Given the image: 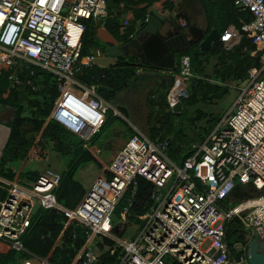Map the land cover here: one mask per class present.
Returning <instances> with one entry per match:
<instances>
[{"label":"built area","instance_id":"built-area-1","mask_svg":"<svg viewBox=\"0 0 264 264\" xmlns=\"http://www.w3.org/2000/svg\"><path fill=\"white\" fill-rule=\"evenodd\" d=\"M233 3L249 11L252 18L240 27L229 25L220 40L232 49L242 37L250 38L261 52L263 65L248 70L249 87L196 153L178 165L169 155V138L154 140L135 128L108 163L110 177L99 176L76 208L58 201L55 191L62 174L53 166L39 172L30 186L8 180L4 186L6 196L0 199L1 240L17 250H26L22 237L42 207L62 211L70 218L69 223L85 231L83 245L68 264H98L103 255L118 250L115 264H248L245 256H231L227 226L238 216L246 230L255 233L257 229L264 240V0ZM108 15L107 0H0V70H8L13 88L34 87L31 77H23L26 70L30 76L35 74L31 65L49 70L59 93L54 99L53 118L80 134L85 147L97 154L101 150L88 140L105 124L110 103L98 94L104 75L96 73L90 80L82 77L86 69L98 68L96 59L103 54L100 48L83 54V37L89 20L98 17L105 23ZM147 66L135 64L137 74ZM179 67V72L176 68L168 70L175 81L168 101L177 97L172 91L178 81L183 88L178 96H188L190 57L182 56ZM60 112L87 125L89 134L70 126ZM47 154L44 152L43 157ZM139 177L155 186L149 207L140 214L132 211ZM168 183L169 189L162 197L158 189ZM236 183L248 184L256 194L245 199L244 207L227 209L221 203ZM124 198L114 230L115 212ZM136 221L145 224L138 237L133 240L122 235V227ZM206 239L210 244L203 249ZM39 259L41 264H53Z\"/></svg>","mask_w":264,"mask_h":264},{"label":"trees","instance_id":"trees-1","mask_svg":"<svg viewBox=\"0 0 264 264\" xmlns=\"http://www.w3.org/2000/svg\"><path fill=\"white\" fill-rule=\"evenodd\" d=\"M179 1L180 0H152L150 8L156 9L158 12L162 13L171 11L175 16L178 9L182 7V2ZM225 4V8H227L223 9V13L220 15L221 17L219 19L222 20L223 23V27H219L222 32L231 24L240 27L243 22L249 21L252 18V14L249 11L238 9L234 5L233 0L226 1ZM145 14L147 13L144 12L142 14V16H144L143 21L147 18ZM166 15L169 16V14ZM109 20L108 15L105 24H107L109 30L119 37L120 35L118 33L123 31L124 35L120 37V39L124 43H129V41L125 40V35H127L129 31V29H127L128 27L125 28L119 24H111ZM125 29L126 31L124 33ZM93 45H95L94 31L87 23V29L83 37L82 53H90L89 49ZM193 48L192 51L191 48H188L178 54L179 65H177L175 72H179L180 61L184 55H191V67L194 72L198 71L204 74L207 68L212 66L214 74L219 77V80L222 82L221 84L228 83L232 80L247 81L250 78L248 70L253 67H262L263 65L261 52L257 50L252 40L246 36L242 37L240 43L233 46L232 49H227L221 40L213 43L212 47L208 50H202L198 45H194ZM212 59H215L214 63H212ZM136 62H139L138 58L133 57L128 61L120 58L116 68L86 69L82 77L87 80L96 73L100 76L104 75L100 79L98 94L105 100H110L120 90L128 86L131 81H137V77L140 75L136 72ZM147 67L158 69V67L155 66L148 65ZM30 68L35 70V74L30 76L29 71L26 70L23 73V77H25V80L31 77L34 83H39L40 89L38 91H33L31 87L27 85L18 88L11 87L8 79V70L6 68L0 70V108L3 107L2 105H9L16 109L14 118L10 122L11 133L4 149L3 158L0 162V169H3L6 161H10L9 163L13 164H11L7 170L2 171L3 176L14 181L21 180L23 177L36 180L39 174L38 171H32L31 169L27 170L25 167L20 168L19 164L26 159L34 161L42 158L44 152L48 148L59 154L61 153V156L65 159L60 170L62 180L55 192L58 201L63 206L76 208L82 203L88 192L83 184L76 178L79 168L88 162H94L107 177H110L109 165L105 163L97 153L87 149L85 147L86 142L81 137L79 138L73 135L59 121L53 118L54 99L59 94L55 80L51 78V74H47L44 69L42 70L36 65H31ZM169 83L171 86L173 84V79L172 81L170 80ZM194 87L196 95L201 94L204 97V101L210 102L212 96L214 98H216V96L221 97L229 92L227 85L213 84L204 79L197 80L194 83ZM42 89L45 93H43L42 100L35 102L36 105H38V109L34 112V115H23L25 108V99L23 97L32 95L33 92L39 93ZM211 92L214 94L209 95ZM193 97L194 96L188 95L185 98L189 101H194V99H192ZM164 103L165 113H163L165 120L162 127L159 129L153 127L149 132V136L154 140L160 139L157 138L159 135H162L161 140L171 135V107L166 97ZM206 116L207 114L199 113L196 118L203 119ZM212 119L214 124H212L210 128L214 125L215 128L221 117L217 116ZM109 122L106 121L102 129L105 128ZM210 128H208V130ZM129 129L131 132H135L131 127H129ZM179 136L182 137V134L177 133L175 135L176 138L173 140L170 138L169 155L178 165H182L184 161L188 157L194 155L198 149L190 147L188 150L182 151V149L176 147L175 141L178 139L181 140ZM154 187L151 181L143 177L138 178L137 191L132 207L134 213L140 214L147 210L151 203L150 195ZM5 196L6 191L0 188V198H5ZM227 199L231 200V196L225 200ZM225 200H223L221 204L227 207L224 203ZM130 218L135 220L133 216H130ZM70 221V218L62 211L57 209H44L42 207L39 208L32 219L29 230L22 237V243L26 250H17L10 243L0 239V264H41L40 257L53 264H68L72 260L76 250L80 248L85 241V231L81 227H76L74 224L69 223ZM244 229V225L238 216H234L227 226L228 248L231 256L235 259H240L242 256H245L246 253L245 250L236 248L238 243L245 244L246 248L247 243L244 238ZM118 253L119 250L106 253L98 264H115ZM60 256L62 257V262L57 260Z\"/></svg>","mask_w":264,"mask_h":264},{"label":"rangeland","instance_id":"rangeland-1","mask_svg":"<svg viewBox=\"0 0 264 264\" xmlns=\"http://www.w3.org/2000/svg\"><path fill=\"white\" fill-rule=\"evenodd\" d=\"M217 25L220 28H222L223 27L222 20H219ZM190 48L191 51L194 49L193 46H191ZM189 57H190V61H192L191 55ZM214 62L215 59H212V63ZM191 70H192V74L189 76V81L187 82L186 90L188 95L194 96L192 98L194 99V101L190 100L191 101L190 102L185 97H182V99L184 100L183 112L176 114L171 109V135L169 136L171 137V140H173L176 138L175 135L177 133L182 134V137L179 136L181 140L178 139L175 141L176 147L182 149V151L184 150L186 151L190 147H195L198 149L206 141L208 135L215 126L214 125L212 128H210V126L214 124L212 118H215L217 116H220L222 118L233 107L239 95L246 88H248L251 83V81L248 79L247 81L232 80L228 83L221 84L222 82L219 80V77L216 74H214V70L212 66H209L204 74L203 73L201 74L198 71L194 72L192 67ZM44 71L47 74L52 75V73L49 70H44ZM179 71H180V67H179ZM139 75L140 77L137 79V81H131L129 83V88L126 90L127 92L125 94L126 95L130 94L129 97L127 96L126 108L120 109V103L118 102V99H116L115 97H113L110 100H107L110 103V108L107 112L106 121L108 122L110 121V122L105 128H103L101 131L90 137V139L88 140L90 143H93L96 146L105 149V143L108 140H111L115 137L114 131L117 128L122 132L128 134L127 133L128 127L130 126L134 127L135 125H138L141 126L149 134V132L153 127L157 129L162 127V124L165 120L164 99L165 97L167 99V95L174 87L175 84L174 77H172L173 84L170 86L169 78L168 80H163L160 83H158V80L162 79L163 76H167V74H160L158 72L145 69ZM51 78L54 80L53 75L51 76ZM200 79L208 80L213 84H219L224 86L227 85L229 92L221 97L216 96V98H214L212 96L211 102L204 101L203 95L201 94L196 95V93L194 92L195 89L194 83ZM161 84H166V86L162 88L163 86ZM132 86L135 87L130 89ZM31 89L33 91H38L40 89V84L35 83L34 87H31ZM43 93L45 92H43L42 89V91L39 93L33 92L32 95L23 97L25 99L24 100L25 108L23 115L26 116L34 115V112L38 109V105H36L35 102H38L39 100L43 99ZM211 94L214 93L213 92L209 93V95ZM118 108L123 113L121 111L120 113H117ZM15 111L16 109L10 106L9 117L8 115L6 117L10 122L14 118ZM199 113L207 114V116L203 119H198L196 118V116ZM60 123L73 135L82 138L80 134L72 130L65 123L62 122ZM135 128L138 129L136 126ZM208 128L210 129L208 130ZM161 136L162 135H159L157 138L161 139ZM50 160H52L53 166L57 165L58 168H61L63 166L65 159L63 158V156H61V153L60 155L54 153L50 156ZM202 172L203 174L206 172L205 167H203ZM101 173L102 170L97 166L96 163L88 162L84 164L83 167L79 170L78 179H80L87 187L90 188L91 184L99 176L98 174ZM169 186L170 184L168 183L163 187H159L158 194L164 197L169 189ZM255 202L256 201H254L253 203ZM224 203L226 204L227 207L232 208L238 202L227 199L224 201ZM124 204H125V198L121 201V204L118 206L115 212L116 216L114 217L112 222V228L114 230H116L119 224V214ZM38 205H39V201H38ZM136 222L137 223H135L134 225L127 224L126 226H123L121 229V231L123 232L122 235L126 237L130 236L133 240H135L145 225L144 222L142 221H136ZM136 224H137V228H136ZM209 244H210L209 239L204 240L202 248L205 249ZM57 260L62 262V257L61 256L58 257Z\"/></svg>","mask_w":264,"mask_h":264},{"label":"crops","instance_id":"crops-1","mask_svg":"<svg viewBox=\"0 0 264 264\" xmlns=\"http://www.w3.org/2000/svg\"><path fill=\"white\" fill-rule=\"evenodd\" d=\"M180 1L182 2V7L181 9H178L177 14H175L174 16L171 11L167 13H162V12H158L156 9H151L150 6H151L152 0H107V4L109 8V19H110L109 21L111 24L114 23V24H119L121 26H124L125 28L128 27L127 29H129V31L127 35H125V40L129 42L138 35L140 22L143 21L144 19V16H142L144 12L147 13L145 14V16H148L151 11H155L159 16L164 17V18L165 17L167 18L168 16L166 14H169L170 16H172V18L177 19L179 24H182V25L183 24L189 25V23H194V25L196 26H204L206 23H209L210 28L212 27L219 28V26L217 25L218 24L217 21L220 19L221 17L220 15L223 13V9L227 8V7L225 8L226 1H230V0H180ZM105 23H103L102 19L98 17H94L88 21V26L90 25V28H93L94 37H95V45H93L89 49V51L92 52L94 51V49L100 48L103 54L96 59L97 67L100 69H113L118 66V62L120 58H123L125 61L131 60L133 57H135V55H137L139 50L136 47H130L128 46V43L126 42L124 43L121 41L120 37L124 35L123 31H121V33L120 32L118 33L120 35L119 37L118 35L113 34L107 27V24ZM125 31L126 29L124 30V33ZM132 34L134 35L133 37H131ZM191 46H189V48ZM138 63H141V62L140 61L136 62V64ZM150 69L152 70V68H148V67L146 68V70H150ZM168 70L170 69L160 68V67H158V69L152 70L160 74H167V76H163L162 79L158 80V83H160L163 80H168V78L172 81L173 75L172 73L168 72ZM90 79H87V80H90ZM161 85L163 86L162 88L166 86V84H161ZM134 87L135 86H132L130 89ZM128 88H129V85L123 88L122 90H120L114 96L116 99H118V102L120 103V109L126 108L127 96L129 97L130 95V94L128 95L125 94ZM2 106L3 107L0 108V162H1V159L3 158L4 149L8 143L10 133H11L10 121L7 118H5L9 113L8 110L10 109V106L9 105H2ZM120 109L119 111H121ZM60 113H61L60 117L64 119L70 126L78 128L81 131H84L86 134H89L90 129L87 125H85L84 123H80L77 120V118H75L74 116L71 117L70 115L64 112H60ZM135 126L141 131L147 133V131H145L141 126H138V125H135ZM135 126L134 127L130 126V127L134 131H136ZM127 133L128 134L122 132L118 128L115 129L114 131L115 137L111 140H108L105 143V149H102V147H98L92 143L93 145H95L101 150L98 156L105 163L108 164L110 162V160L116 154V152L120 150L122 146L125 144V142L128 140L131 133H133L131 132L129 127L127 128ZM169 137L170 136H168V138ZM45 152H47L48 154L38 160H34V161H30L28 159L24 160V162H21L19 164L20 168L25 167V169L27 170L31 169L32 171H38L39 173L47 166H53L52 160H50V156L54 153L58 155L60 154L57 152H54L50 148H48ZM9 162L10 161H6L3 169L2 170L0 169L1 171L0 172V188L5 191L6 189L4 186H6L7 181L10 179L3 176L2 171L7 170L8 167L11 164H13ZM53 167L61 170V168H58L57 165ZM82 167L83 166H81L79 170ZM79 170L77 171V174H76L77 179H78ZM98 175L102 176L105 174L102 172L101 174H98ZM78 180L83 184L86 190L90 189L80 179ZM18 182H20L22 185L30 186L33 180L23 177L21 178V180H18ZM93 183L91 184V186L93 185ZM255 194L256 192H254L251 186L242 185L241 194H240L241 196L239 197V199L235 200L231 197L232 201H237L238 203L232 208H229V207H225V208L227 209L242 208L244 207L243 202L245 201V199ZM0 199H4V198H0ZM253 233L254 232L252 231L244 229V238L246 240L247 245L251 242L253 238ZM257 243L259 246V250L264 252V240L259 238ZM247 245H246V248H245V244L243 243H238L236 245L237 249L246 251L245 257L247 256V248H248Z\"/></svg>","mask_w":264,"mask_h":264},{"label":"water","instance_id":"water-1","mask_svg":"<svg viewBox=\"0 0 264 264\" xmlns=\"http://www.w3.org/2000/svg\"><path fill=\"white\" fill-rule=\"evenodd\" d=\"M185 25L179 24L178 20L170 15L164 18L155 11H151L147 18L140 22L139 33L128 43V46L143 51L134 57L143 64L175 69L178 65V54L181 51L186 50L191 45H198L200 49L208 50L213 43L220 40L222 35V31L218 27L210 28L209 23L204 26H196L194 23ZM187 41L189 42L187 48L180 47ZM169 104L174 113L183 112L184 102L181 96L171 98ZM241 188L242 185L236 183L230 196L235 200L239 199ZM260 193L261 191L257 194ZM259 238L256 229L251 242L247 245L246 258L249 264H264V252L259 250L257 243Z\"/></svg>","mask_w":264,"mask_h":264},{"label":"bare ground","instance_id":"bare-ground-1","mask_svg":"<svg viewBox=\"0 0 264 264\" xmlns=\"http://www.w3.org/2000/svg\"><path fill=\"white\" fill-rule=\"evenodd\" d=\"M180 90L182 91L183 88H182V85H181L180 81H178V83L175 85V88H174L173 91H172V95H173V96H178L179 93H180ZM77 120H78V119H77ZM78 121H79V120H78ZM79 122H80V121H79ZM80 123H82V122H80Z\"/></svg>","mask_w":264,"mask_h":264},{"label":"flooded vegetation","instance_id":"flooded-vegetation-1","mask_svg":"<svg viewBox=\"0 0 264 264\" xmlns=\"http://www.w3.org/2000/svg\"><path fill=\"white\" fill-rule=\"evenodd\" d=\"M189 45V42L187 41L185 44H182L180 47H182V48H187V46ZM189 48V47H188ZM143 51H139L138 53H137V55H140L141 53H142Z\"/></svg>","mask_w":264,"mask_h":264}]
</instances>
